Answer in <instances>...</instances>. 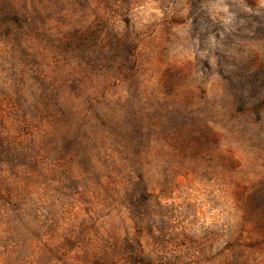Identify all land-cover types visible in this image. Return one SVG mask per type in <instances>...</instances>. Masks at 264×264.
Masks as SVG:
<instances>
[{
    "label": "rangeland",
    "instance_id": "1",
    "mask_svg": "<svg viewBox=\"0 0 264 264\" xmlns=\"http://www.w3.org/2000/svg\"><path fill=\"white\" fill-rule=\"evenodd\" d=\"M52 2L0 0V261L249 264L264 255V177L241 183V151L191 115L160 116L159 81L145 68L165 57L166 70L195 65L193 41L231 44L227 0H137L131 60L126 40L113 35L97 49L77 8L60 15L69 6ZM70 4L82 10L87 0ZM235 75L243 111V92L254 99L264 88V66ZM160 119L168 124L157 133Z\"/></svg>",
    "mask_w": 264,
    "mask_h": 264
},
{
    "label": "clouds",
    "instance_id": "2",
    "mask_svg": "<svg viewBox=\"0 0 264 264\" xmlns=\"http://www.w3.org/2000/svg\"><path fill=\"white\" fill-rule=\"evenodd\" d=\"M59 5L69 6L60 15H68L72 7L77 8L74 19L80 20L78 26L96 33L99 37L97 49L115 35L121 41L126 40L129 60L136 55V34L142 28L141 18L137 15V0H87V6L82 10L79 5L70 4V0H59ZM37 7L51 10L56 4L44 0L43 5L38 3ZM220 8L229 25L225 34L236 33L231 36V44H226L222 36L200 50L197 42L193 41L190 54L198 58L195 65L181 64L177 66L180 71L177 68L166 70L172 60L165 57L159 62L153 60L145 68L148 75L159 81L154 86L152 103L160 116L177 111L191 115L213 139H222L227 147L241 151L247 162L240 172L241 183L248 184L253 177H264V88H259V95L254 99L250 95L252 89H246L242 94L243 111H240L236 95L230 90V81L232 84L238 82L239 76L235 74L243 66H248V75L256 74L264 66V34L257 36V30L264 29V0H227ZM126 17L131 19L127 28L123 23ZM102 51L107 53L109 50L105 47ZM188 58L189 54H185L183 59L186 61ZM129 71L135 69L130 66ZM205 89L209 90L205 92ZM256 105H259V121L254 110ZM120 115L117 113L116 118ZM167 124V119H160L156 132L166 130ZM221 126L225 129V136L217 137L215 132ZM185 131L190 132L191 126ZM253 262L264 264V255L249 260V264Z\"/></svg>",
    "mask_w": 264,
    "mask_h": 264
}]
</instances>
